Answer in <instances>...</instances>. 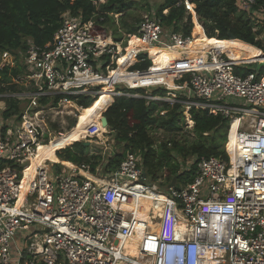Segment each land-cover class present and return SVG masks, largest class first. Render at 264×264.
<instances>
[{
    "label": "built area",
    "instance_id": "built-area-1",
    "mask_svg": "<svg viewBox=\"0 0 264 264\" xmlns=\"http://www.w3.org/2000/svg\"><path fill=\"white\" fill-rule=\"evenodd\" d=\"M253 3L237 5L248 11ZM178 4L194 15L190 0ZM129 37L142 44L132 50L137 62L143 56L153 61L150 47L178 52L171 74L174 81L187 79L174 89L187 111L194 107L228 119L227 158H188L182 169L194 165L192 180L173 186L149 180L141 153L132 151L113 172L97 173L103 183L77 166L57 172L39 166L21 194L23 171L45 143L42 112L55 106L42 98L88 95L97 79L112 72L114 61L129 53L96 31L93 19L64 12L51 42L38 46L28 40L18 54L0 53V68L20 63L23 69L13 81L25 91L7 96L26 101L19 119L0 116V264H264V62H236L213 48L197 53L190 45L193 34L164 27L152 10ZM152 85L161 84L141 87ZM171 96L169 101L176 100ZM125 195L151 203L146 218L125 205ZM133 240L135 254L124 249Z\"/></svg>",
    "mask_w": 264,
    "mask_h": 264
},
{
    "label": "trees",
    "instance_id": "trees-1",
    "mask_svg": "<svg viewBox=\"0 0 264 264\" xmlns=\"http://www.w3.org/2000/svg\"><path fill=\"white\" fill-rule=\"evenodd\" d=\"M178 1L163 0L157 9L148 7V11L152 10L164 27L184 35L199 33L203 28L208 37L222 40L221 49L233 60L250 59L263 52L260 49L261 41L257 39L259 31L254 29L255 22L252 17L264 12L260 11L261 8L264 9V0H254L248 11L238 7V0H190L194 15L186 14L184 6L178 4ZM130 4L131 0H104L96 4L93 0H0V53L8 50L18 54L27 48L28 40H32L38 46L51 42L54 33L60 27L64 12L80 15L84 21L93 19L94 28L103 36L106 35L108 27L116 29L113 16L119 14L121 26L128 35H131L135 33L140 19H134L132 23L126 20ZM165 9L167 13H163ZM196 21L199 26H196ZM119 38L117 37L116 40ZM128 52L122 55L117 68L112 71L119 77L147 74L151 79L163 81L169 78L174 81L173 75L169 73L173 71L172 67L176 65L178 56L157 47L152 48L149 54L154 64L152 65L151 59L143 56V60L133 64L132 70H145L152 66L146 71L130 73L127 67L133 62V56L130 51ZM245 67L248 69L250 66ZM240 68L236 66L235 71L240 73L242 70ZM22 72L20 63L12 67L0 68V93L19 91V84L13 82V79ZM185 79L187 77L181 80ZM132 92L138 95L115 97L99 95L96 98L92 95L66 96L68 100L84 108V114L92 121H96L97 115V108L93 107L95 101L97 99L106 101L99 105H106L103 114L116 140L123 142L124 145L122 152L107 159L104 172L111 173L116 170L125 153L132 151L141 153L143 169L149 180L160 179L159 184L164 186L176 178L178 183L184 184L190 182L194 174V165L190 169H182L188 158L192 156L227 158L224 151L229 125L227 118L190 107L188 123L192 126L193 135L176 138V134L183 128L184 97L178 96L173 102L151 100L145 97V87L134 88ZM166 93L167 89L162 86L151 90V95L163 97ZM59 98V96L53 99L42 98L41 101L44 104H49L51 101L56 104ZM4 103L5 108L1 115L4 120L19 119L26 106V101H20L15 96H6ZM159 128L173 135L167 140H159L156 143L152 133ZM74 134L75 136H70V145L56 151V155L62 162H68L71 166L77 165L81 168L80 173L91 177L90 173L95 175L96 167L102 161L101 155L88 152V146L77 141L78 134L76 132ZM53 151L52 154L55 156Z\"/></svg>",
    "mask_w": 264,
    "mask_h": 264
},
{
    "label": "rangeland",
    "instance_id": "rangeland-1",
    "mask_svg": "<svg viewBox=\"0 0 264 264\" xmlns=\"http://www.w3.org/2000/svg\"><path fill=\"white\" fill-rule=\"evenodd\" d=\"M163 2V0H131V4L127 10L126 14V20L130 23L133 22L134 19H140L141 16L148 12V7H152V9H157L158 6ZM163 13H167V9L163 10ZM114 25H116V29L114 30V27H108L107 33L105 35L106 38H108L109 41H113L114 43L117 42L118 46L122 49L123 53L128 52V46H129V35L124 31V28L120 24L119 20V14H115L114 16ZM254 22H255V28L258 29L259 33L257 35V39L261 41L262 48L264 49V12H259L258 14L254 15ZM116 32V33H114ZM119 38L116 40V38ZM118 49V48H117ZM134 50V49H133ZM168 53V52H167ZM253 53V52H251ZM174 56H178L179 54L177 51H173L172 53H169ZM122 58V57H121ZM120 58V59H121ZM251 58V57H250ZM137 61L134 60L133 62L129 63L128 70L132 69L133 64H135ZM118 66V61L115 60L114 64L109 70H114ZM108 71H102V73H107ZM182 80L178 79L175 80V84L177 85L178 82ZM14 82V81H13ZM18 88H20L19 91H15L13 93H0V106L5 105L4 98L9 94H17L25 91V86L21 83H17ZM165 87L167 89V93L165 96H160L161 100H169L172 98L171 93H174V95L183 96L181 92L174 88H167L164 85H152V86H143L146 88V95H151V90L156 87ZM137 87H130L126 83H118L116 85L110 84V85H98L96 88H92L90 93L88 95H92L95 98L99 95H112L113 97L118 95H126V96H135L138 95V93L132 92L134 88ZM118 92L122 93L119 94ZM179 92V93H178ZM184 97V96H183ZM94 98V99H95ZM23 101V100H21ZM106 102L105 100L97 99L93 105V107L97 108V115L95 116L96 121L90 120L84 113V108L77 105L75 102L68 100L66 98H60L58 102L55 104V106H51L50 108L44 110L42 112V118L46 122V135L44 142L42 144V150L44 154L39 157V162H45V165L49 167L50 171L57 172L59 170H65L70 169V164L68 162H62L60 158L56 155V151L60 150L64 146L70 145V136H75V132L77 135V141H80L82 143H86L88 146V152L90 153H96L101 155V163L96 167L95 173L97 174H103L106 175V172H104V164L106 163L107 159L112 157L116 153H120L123 151V142H118L115 138V134L113 133L112 129L108 126L105 127L102 125V123H99L101 120V116L104 113V109L106 105H99L101 103ZM54 104L52 101L49 103V105ZM91 107V108H93ZM103 110V111H102ZM102 111V112H101ZM184 114V122H183V128L181 131H179L176 134V138H182L183 136L191 137L192 134V126L188 123L190 121L189 112L185 109L183 110ZM2 115V110H0V116ZM100 120V121H99ZM55 125V127H53ZM95 130L97 133H94L92 135L88 134V131ZM173 134L170 132L165 131L162 128L156 129L152 136L155 139V142L158 143L159 140H167L169 139ZM58 136L59 140L61 141V148L57 149L55 147V141H51L48 143L50 139L53 137ZM50 138V139H49ZM76 142V141H75ZM52 150L54 155L52 154ZM51 161L53 162V165L51 164ZM57 164L59 166H57ZM73 164V163H72ZM77 166V165H76ZM78 167V166H77ZM80 168V167H79Z\"/></svg>",
    "mask_w": 264,
    "mask_h": 264
},
{
    "label": "bare ground",
    "instance_id": "bare-ground-1",
    "mask_svg": "<svg viewBox=\"0 0 264 264\" xmlns=\"http://www.w3.org/2000/svg\"><path fill=\"white\" fill-rule=\"evenodd\" d=\"M196 26H199V23H197L196 21ZM193 39L191 41V47H193L194 50H196L197 53L203 54L204 51L208 48H213L216 49L218 51H222L223 49H221V41L220 39L217 38H210L207 36L205 30L202 28L201 32L199 33H193ZM142 44H140L134 37L131 38L130 42H129V46H128V51L131 52L132 56H133V49H135L137 46H141ZM152 48H156V47H150L148 50L152 49ZM160 48V47H157ZM165 52L168 53H172L173 51H176L174 49H169V48H160ZM192 49V48H191ZM122 57V55H121ZM120 57V58H121ZM231 59V58H230ZM233 60V59H232ZM256 60H260L264 62V52H262L260 55H254L252 56L250 59H239V60H235L236 62H253ZM172 72V71H171ZM171 72L169 74H171ZM116 82H124L126 84H128V86H133V87H137V86H142V85H149V84H163L164 86L168 87V88H174L175 86V82L172 81V79H167V80H158V79H151L149 78V76L146 74H139V75H125L123 77H119L118 75H116L114 72H109L108 76H102L101 78L97 79L96 83L97 85H110V84H114ZM55 141V147L57 149L61 148L62 144L61 141L59 140L58 136L53 137L52 139H50L48 141V143H50L51 141ZM42 144L40 143L34 153L33 156H31V160H30V164L26 165L24 171H23V180H22V186H21V194H23L26 189H27V184L28 182L32 179V177L34 176L35 172H36V168L41 166H45V163L39 162V157H41L44 152L42 150ZM72 144V143H71ZM51 164H53V162L51 161ZM47 165V164H46ZM47 167V166H46ZM75 166H71L70 169L74 168ZM99 175H103V174H99ZM98 174L96 175H92L91 179L96 180L99 183H103L105 182V179L100 177ZM123 202L125 203V205L127 207L132 208L135 212V214H138L139 217L142 218H146L149 212V205H151V203L149 201H138V199L136 197H133L131 195H125L123 197ZM127 248H132L134 249V254L137 252V243L135 242V240L133 241H128L125 242L124 244V249Z\"/></svg>",
    "mask_w": 264,
    "mask_h": 264
},
{
    "label": "water",
    "instance_id": "water-1",
    "mask_svg": "<svg viewBox=\"0 0 264 264\" xmlns=\"http://www.w3.org/2000/svg\"><path fill=\"white\" fill-rule=\"evenodd\" d=\"M100 120H101V123H102L103 126H105V127H108V126H109V125H108V122H107V118H106V116H105L104 114H102ZM83 144L86 145V143H83ZM175 181H176V178H173V179L171 180L169 186H173V185L175 184Z\"/></svg>",
    "mask_w": 264,
    "mask_h": 264
},
{
    "label": "crops",
    "instance_id": "crops-1",
    "mask_svg": "<svg viewBox=\"0 0 264 264\" xmlns=\"http://www.w3.org/2000/svg\"><path fill=\"white\" fill-rule=\"evenodd\" d=\"M158 80H160V79H158ZM161 81V80H160ZM74 166H76V165H74Z\"/></svg>",
    "mask_w": 264,
    "mask_h": 264
}]
</instances>
